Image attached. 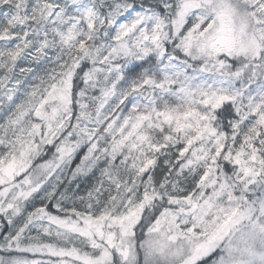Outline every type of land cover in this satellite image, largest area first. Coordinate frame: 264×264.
<instances>
[{
    "label": "snow or ice",
    "instance_id": "obj_1",
    "mask_svg": "<svg viewBox=\"0 0 264 264\" xmlns=\"http://www.w3.org/2000/svg\"><path fill=\"white\" fill-rule=\"evenodd\" d=\"M0 252L264 264V0H0Z\"/></svg>",
    "mask_w": 264,
    "mask_h": 264
},
{
    "label": "trees",
    "instance_id": "obj_2",
    "mask_svg": "<svg viewBox=\"0 0 264 264\" xmlns=\"http://www.w3.org/2000/svg\"><path fill=\"white\" fill-rule=\"evenodd\" d=\"M50 156H51V153L49 152L48 155L44 157V159H48V158H50ZM44 159L37 158V160L34 163H37V164L43 163ZM76 162L78 163L79 161L77 160Z\"/></svg>",
    "mask_w": 264,
    "mask_h": 264
},
{
    "label": "rangeland",
    "instance_id": "obj_3",
    "mask_svg": "<svg viewBox=\"0 0 264 264\" xmlns=\"http://www.w3.org/2000/svg\"><path fill=\"white\" fill-rule=\"evenodd\" d=\"M5 255V253L0 252V256Z\"/></svg>",
    "mask_w": 264,
    "mask_h": 264
}]
</instances>
